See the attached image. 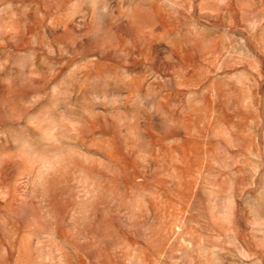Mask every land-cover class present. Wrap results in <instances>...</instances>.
Instances as JSON below:
<instances>
[{
	"label": "rangeland",
	"instance_id": "obj_1",
	"mask_svg": "<svg viewBox=\"0 0 264 264\" xmlns=\"http://www.w3.org/2000/svg\"><path fill=\"white\" fill-rule=\"evenodd\" d=\"M0 264H264V0H0Z\"/></svg>",
	"mask_w": 264,
	"mask_h": 264
}]
</instances>
